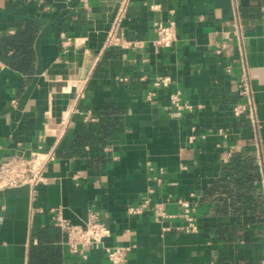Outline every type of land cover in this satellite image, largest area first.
<instances>
[{
	"label": "crops",
	"instance_id": "crops-1",
	"mask_svg": "<svg viewBox=\"0 0 264 264\" xmlns=\"http://www.w3.org/2000/svg\"><path fill=\"white\" fill-rule=\"evenodd\" d=\"M122 7L0 0V161L56 150L46 184L0 192V264H112L105 247L129 248L126 264H264V0H131L120 17ZM29 21L39 28L22 68L3 37ZM156 21L175 24L173 47L154 44ZM244 79L257 129L233 112ZM175 92L192 110L176 112ZM179 201L195 208L196 232L180 230ZM53 210L79 226L98 212L111 236L83 259Z\"/></svg>",
	"mask_w": 264,
	"mask_h": 264
},
{
	"label": "built area",
	"instance_id": "built-area-1",
	"mask_svg": "<svg viewBox=\"0 0 264 264\" xmlns=\"http://www.w3.org/2000/svg\"><path fill=\"white\" fill-rule=\"evenodd\" d=\"M131 0H123V7L120 10V17L124 14L126 7ZM153 11H160V5L152 3L150 6ZM237 15V13L235 14ZM153 32L156 35L154 44L158 48L169 49L175 45L178 40L176 26L173 22L164 24L161 21H156L153 26ZM115 34V31H114ZM234 34L238 40L239 50H243V37L240 31V24L237 20L234 24ZM109 45H118L114 40L113 33L108 39ZM170 80L167 78H158L154 85L155 87H167ZM241 95L246 98L245 104L237 105L233 112L236 117H240L244 112H249L250 119L254 128H258V120L254 112V105L252 102V91L248 84V80L244 79L242 84ZM171 103L178 114L186 110H192V106L186 104L181 99L180 92H175L171 96ZM56 159L55 148L49 151H42L41 147L32 152L29 157L21 154H15L0 161V192L7 189H14L23 186H28L32 190L38 185L46 184V170L50 163ZM258 167L261 173L263 192H264V161L261 152H257ZM150 202L147 200L139 207H131L128 209L130 215H141L150 208ZM182 209V217L186 220L187 225L180 230L186 233H193L197 231L196 219L193 215L195 208L191 203L186 201H179L177 203ZM160 218L167 219L171 216L166 212L163 204H157L154 208ZM54 225L61 228L67 234V246L72 254H77L83 259H87L88 251L92 248L103 247L104 242L111 236L109 228L102 222L100 213L90 212L87 222L83 226L74 225L66 220L59 210H53ZM167 231V229H164ZM105 252L108 260L112 264H126L129 248L127 247H105Z\"/></svg>",
	"mask_w": 264,
	"mask_h": 264
},
{
	"label": "trees",
	"instance_id": "trees-1",
	"mask_svg": "<svg viewBox=\"0 0 264 264\" xmlns=\"http://www.w3.org/2000/svg\"><path fill=\"white\" fill-rule=\"evenodd\" d=\"M14 36H4V54L7 55L8 50H13L17 55H24V59L20 67L24 68L28 67L32 58H33V50L32 44L35 38V35L38 31L39 25L35 21H29L24 25ZM16 60L11 59V65H16L18 62Z\"/></svg>",
	"mask_w": 264,
	"mask_h": 264
}]
</instances>
